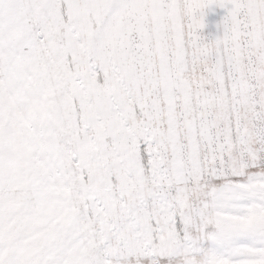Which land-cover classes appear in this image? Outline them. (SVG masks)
<instances>
[{"label":"snow or ice","instance_id":"snow-or-ice-1","mask_svg":"<svg viewBox=\"0 0 264 264\" xmlns=\"http://www.w3.org/2000/svg\"><path fill=\"white\" fill-rule=\"evenodd\" d=\"M0 264H264V0H0Z\"/></svg>","mask_w":264,"mask_h":264},{"label":"rangeland","instance_id":"rangeland-1","mask_svg":"<svg viewBox=\"0 0 264 264\" xmlns=\"http://www.w3.org/2000/svg\"><path fill=\"white\" fill-rule=\"evenodd\" d=\"M206 13V27L202 30V35L209 40L222 36L223 29L222 27H218V25H222L223 17L227 15V10L213 6L206 10Z\"/></svg>","mask_w":264,"mask_h":264}]
</instances>
